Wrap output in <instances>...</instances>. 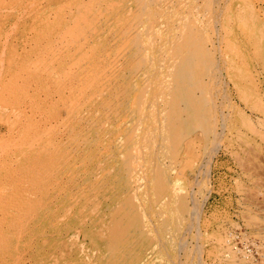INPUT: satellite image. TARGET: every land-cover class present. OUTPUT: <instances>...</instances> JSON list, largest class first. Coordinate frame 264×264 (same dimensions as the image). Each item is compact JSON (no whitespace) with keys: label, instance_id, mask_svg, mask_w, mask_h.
Returning <instances> with one entry per match:
<instances>
[{"label":"rangeland","instance_id":"1","mask_svg":"<svg viewBox=\"0 0 264 264\" xmlns=\"http://www.w3.org/2000/svg\"><path fill=\"white\" fill-rule=\"evenodd\" d=\"M261 108L264 0H0V264H264Z\"/></svg>","mask_w":264,"mask_h":264},{"label":"built area","instance_id":"2","mask_svg":"<svg viewBox=\"0 0 264 264\" xmlns=\"http://www.w3.org/2000/svg\"><path fill=\"white\" fill-rule=\"evenodd\" d=\"M259 252H261V250ZM259 252L257 250H255V249H249L247 251V253L252 257L253 260L258 258ZM263 252H264V250H263Z\"/></svg>","mask_w":264,"mask_h":264},{"label":"bare ground","instance_id":"3","mask_svg":"<svg viewBox=\"0 0 264 264\" xmlns=\"http://www.w3.org/2000/svg\"><path fill=\"white\" fill-rule=\"evenodd\" d=\"M107 8V7H106ZM97 13V12H96ZM98 17V16H97ZM75 31V30H74ZM67 33V32H66ZM81 34V33H80ZM90 49V48H89ZM89 52V51H88ZM2 54V53H1ZM152 76V75H151ZM151 80V79H150ZM254 105H257L256 103H254ZM171 106V105H170ZM172 107V106H171ZM257 107H260V106H257ZM262 109V108H261ZM263 110V109H262ZM264 111V110H263ZM15 113V112H14ZM13 113V114H14ZM12 114V115H13ZM14 117V116H13ZM16 117V116H15ZM264 122V121H263ZM262 123V122H261ZM214 125V124H213ZM251 125V124H250ZM252 126V125H251ZM257 132V131H256ZM264 132V131H263ZM253 133V132H252ZM258 133V132H257ZM255 135H256V133H255ZM260 138V137H259ZM261 139V138H260ZM263 140V139H262ZM133 147V146H132ZM242 151V150H241ZM261 158V157H260ZM262 162V161H261ZM264 163V162H263ZM255 165V164H254ZM260 167V166H259ZM249 169H251V168H249ZM244 170V169H243ZM260 175V174H259ZM191 215V214H190Z\"/></svg>","mask_w":264,"mask_h":264}]
</instances>
